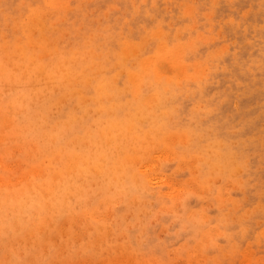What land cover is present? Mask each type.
Wrapping results in <instances>:
<instances>
[{
    "label": "rangeland",
    "instance_id": "obj_1",
    "mask_svg": "<svg viewBox=\"0 0 264 264\" xmlns=\"http://www.w3.org/2000/svg\"><path fill=\"white\" fill-rule=\"evenodd\" d=\"M58 1L0 0V264H264V0Z\"/></svg>",
    "mask_w": 264,
    "mask_h": 264
},
{
    "label": "bare ground",
    "instance_id": "obj_2",
    "mask_svg": "<svg viewBox=\"0 0 264 264\" xmlns=\"http://www.w3.org/2000/svg\"><path fill=\"white\" fill-rule=\"evenodd\" d=\"M57 1H58V0H56V2H55V0H54V3H55V4L57 3L56 6H59V5H58L59 1H58V2H57ZM144 1H145V0H144ZM259 8H260V7H259ZM153 15H154V14H153ZM132 16H133V15H132ZM261 16H262V15H261ZM151 18H152V17H151ZM209 21H210V20H209ZM31 22H32V21H31ZM203 22H204V21H203ZM263 24H264V23H263ZM254 26H255V25H254ZM152 27H153V26H152ZM260 27H261V26H260ZM144 28H145V27H144ZM244 28H245V27H244ZM26 33H27V32H26ZM113 38H114V37H113ZM152 40H153V39H152ZM154 40H155V39H154ZM203 41H204V40H203ZM191 42H192V41H191ZM191 42H190V43H191ZM212 42H213V41H212ZM233 42H234V41H233ZM207 45H209V44H207ZM162 46H164V45L161 44L160 47H162ZM174 48H176V47H174ZM160 49H161V48H160ZM179 49H180V48H177V50H179ZM252 49H253V48H252ZM163 50H164V49H163ZM169 50H170V49H169ZM177 50L175 49V50H173V52H174V51H177ZM165 51H166V50H164L163 52H165ZM236 51H237V50H236ZM166 52H167V54H168L169 51H166ZM101 54H102V53H101ZM165 54H166V53H165ZM165 54H164V55L162 54V55H163V56H166V60H167V54H166V55H165ZM170 54H171V52H170ZM172 54H173V53H172ZM99 55H100V54H99ZM156 56H157V55H156ZM180 57H181V56H180ZM162 58H163V57L161 56L160 59L162 60ZM173 58H174V57H173ZM152 59H153V58L149 59L148 61H150V60L152 61ZM178 59H179V58H178ZM176 60H177V59H176ZM151 61H150V62H151ZM168 61H169V59H168ZM144 62L147 63V61H144ZM145 63H144V65H145ZM148 63H149V62H148ZM148 63H147V64H148ZM151 63H152V62H151ZM158 64H159V63H158ZM158 64L156 63V65H158ZM169 64H170V63H169ZM149 65H150V64H148V66H147V65H146V66L149 67ZM170 65H172V64H170ZM173 65H174V64H173ZM173 65H172V66H173ZM9 66H10V65H9ZM144 67H145V66H144ZM173 67H174V66H173ZM12 68H13V67H12ZM12 68H11V69H12ZM157 68H159V67H157ZM175 68H176V70H177V67H175ZM224 68H225V67H224ZM230 68H231V67H230ZM0 69H1V68H0ZM180 69H181V68H180ZM206 69H207V68H206ZM227 69H228V68H227ZM3 70H4V69H1V71H3ZM161 70H162V69H161ZM19 71H20V70H19ZM157 71H158V70H157ZM179 71H181V70H179ZM179 71H177V72L179 73ZM215 71H217V70H215ZM5 72H7V71H5ZM160 72H161V71H160ZM173 72H174V71H173ZM144 73H146V71H145ZM163 73H164V71H163ZM0 74H2V73H0ZM2 75H4V74H2ZM145 75H146V74H145ZM132 76H134V75H132ZM180 76H181V75H180ZM208 76H209V75H208ZM0 78H1V77H0ZM130 78H131V76H130ZM137 78H138V77H137ZM134 79H135V78H134ZM134 79H132V80H134ZM138 79H140V78H138ZM237 79H238V78H237ZM169 80H170V79H169ZM238 80H239V79H238ZM134 81H135V80H134ZM205 81H206V80H205ZM159 83H160V82H159ZM237 83H238V81H237ZM242 83H243V82H242ZM240 84H241V83H240ZM114 85H115V84H114ZM114 85L112 84V86H114ZM206 85H207V83H206ZM2 86H3V85H2ZM105 86H106V85H105ZM108 87H109V85H108ZM118 87H119V86H118ZM230 87H231V86H230ZM97 88H98V87H97ZM112 88H113V87H112ZM101 89H102V88H101ZM128 89H129V88H128ZM166 89H168V88H166ZM202 89H203V88H202ZM169 90H170V89H169ZM196 90H197V89H196ZM99 91H100V90H99ZM129 91H130V90H129ZM238 91H239V90H238ZM120 92H121V91H120ZM133 92H134V91H133ZM181 92H182V91H181ZM113 93H114V91H113ZM113 93H112V94H113ZM134 93L137 94V93H140V92H136V91H135ZM135 94H134V95H135ZM188 94H189V93H188ZM119 95H120L119 97H121V94H119ZM142 95H143V94H142ZM177 95H178V94H177ZM186 95H187V94H186ZM112 96H113V95H112ZM192 96H193V95H192ZM19 97H21V96H19ZM109 97H110V96H109ZM109 97H108V98H109ZM114 97H115V96H114ZM136 97H137V96H136ZM21 98H22V97H21ZM184 98H185V97H184ZM226 98H227V97H226ZM17 99H18V98H17ZM17 99H16V100H17ZM149 99L152 101L154 98H149ZM146 100H147V99H146ZM222 100H223V99H222ZM14 101H15V99H14ZM18 101H19V100H18ZM148 101H149V100H148ZM163 101H164V100H163ZM165 101H166V100H165ZM15 102H16V101H15ZM222 102H223V101H222ZM10 103H11V102H9V104H10ZM16 103H17V102H16ZM21 103L23 104V102H21ZM162 103H163V102H162ZM22 104H21V105H22ZM157 104L160 105L159 102H158ZM203 104H204V103H203ZM203 104H201V105H203ZM10 105H11V104H10ZM23 106H24V104H23ZM75 106H76V105H75ZM121 106H122V105H121ZM148 106H149V105H148ZM154 106H156V105H154ZM150 107H151V106H150ZM199 107H200V106H199ZM148 108H149V107H148ZM154 108H155V107H154ZM197 109H198V108H197ZM209 109H210V108H209ZM235 109H236V108H235ZM87 110H88V109H87ZM89 110H90V108H89ZM90 111H91V110H90ZM100 111H101V110H100ZM111 111H112V110H111ZM203 111H204V110H203ZM88 112H89V111H88ZM88 112L86 111V113H88ZM109 112H110V111H109ZM113 112H114V111H113ZM200 112H201V111H200ZM90 113H91V112H90ZM138 113H139V112H138ZM92 114H93V113H92ZM150 114H151V113H150ZM89 115H90V114H89ZM127 115H128V114H127ZM157 115H158V114H157ZM171 115H172V114H171ZM84 116H86V115H84ZM172 116H173V115H172ZM86 117H87V116H86ZM75 118H76V117H75ZM75 118H74V120H75ZM84 118H85V117H84ZM149 118H150V117H149ZM143 119H144V118H143ZM170 119H171V117H170ZM25 120H26V119H25ZM133 120H134V119H133ZM140 120L142 121V119H140ZM81 121H82V120H81ZM108 121H109V120H108ZM143 121H144V120H143ZM71 122H72V121H71ZM76 123H77V122H76ZM79 124H80V122H79ZM100 124H101V123H100ZM113 124H114V123H113ZM162 126H163V125H162ZM135 127H136V126H135ZM122 129H123V128H122ZM107 130H108V128H107ZM116 130H117V129H116ZM154 130H155V129H154ZM105 131H106V130H105ZM105 131H104V132H105ZM130 131H131V130H129V133H130ZM137 131H138V129H137ZM122 132H123V131L118 132V130L115 131L113 128H111V129H109V130L106 132L105 136H106V137L108 136V138H111L110 141H114V140H115V141H118V142L120 143L123 139H126V138H127V137L124 138L125 136H124V133H122ZM129 133H128V134H129ZM101 134H102V133H101ZM101 134H100V135H101ZM147 134H148V133H147ZM60 135H61V134H60ZM129 135H131V134H129ZM129 135H128V136H129ZM79 136H80V135H79ZM132 136H133V135H132ZM134 136H135V135H134ZM100 137H101V136H100ZM134 138H135V137H134ZM60 139H61V138H60ZM128 139H130V138L128 137L126 141H128ZM58 140H59V139H58ZM131 140H133V138H132ZM60 141H61V140H60ZM128 142H129V141H128ZM128 142H127V143H128ZM124 143H125V142H124ZM111 144L113 145V143H111ZM111 144H110V145H111ZM115 146H116V145H115ZM125 146H126V145H125ZM118 148H119V147H118ZM126 148H127V146H126ZM120 149H121V147H120ZM120 149H119V150H120ZM114 150H115V149H114ZM95 151H96V150H95ZM116 153H117V152H116ZM116 153H115V154H116ZM139 153H140V152H139ZM88 154H89V153H88ZM109 154H110V153H109ZM109 154H108V155H109ZM115 154H114V155H115ZM137 154H138V153H137ZM134 155H135V154H134ZM109 156H110V155H109ZM111 157H112V156H111ZM135 157H136V155H135ZM137 158H138V157H137ZM120 159H121V158H120ZM118 162H120V161L118 160ZM121 165H122V164H121ZM111 166H112V165H111ZM106 170H107V169H106ZM78 171H79V169H78ZM104 174H105V173H104ZM107 177H109V176H107ZM105 178H106V177H105ZM65 206H66V203L61 201V202L58 203L57 208H60L61 210H66V207H65Z\"/></svg>",
    "mask_w": 264,
    "mask_h": 264
}]
</instances>
